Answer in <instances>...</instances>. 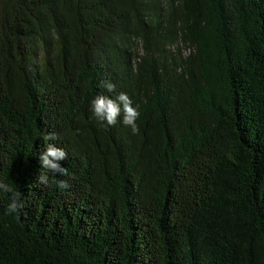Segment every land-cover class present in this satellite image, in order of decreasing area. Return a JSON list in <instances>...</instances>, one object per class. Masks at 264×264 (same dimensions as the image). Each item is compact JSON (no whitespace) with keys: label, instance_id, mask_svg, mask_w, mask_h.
Segmentation results:
<instances>
[{"label":"trees","instance_id":"trees-1","mask_svg":"<svg viewBox=\"0 0 264 264\" xmlns=\"http://www.w3.org/2000/svg\"><path fill=\"white\" fill-rule=\"evenodd\" d=\"M0 182V264H264V0H0Z\"/></svg>","mask_w":264,"mask_h":264},{"label":"clouds","instance_id":"clouds-1","mask_svg":"<svg viewBox=\"0 0 264 264\" xmlns=\"http://www.w3.org/2000/svg\"><path fill=\"white\" fill-rule=\"evenodd\" d=\"M101 86L105 87L109 92L115 91V85L111 82L104 83ZM90 111L94 119L102 125L114 126L122 115L124 125L129 126L133 134H138L140 131L137 124L140 112L133 106V101L124 92H120L114 98L103 94L97 95L91 101ZM56 139H58V137L55 133H50L45 136V140L51 141ZM67 157L68 153L65 149L53 143H47L45 150L40 154V161L43 169H48L60 175H68L67 169L62 167L59 163L60 161L66 160ZM38 182L48 185V175L41 173L38 177ZM58 183L61 187L66 186L63 181ZM0 190L11 193V202L7 205V212L8 214L16 213L23 206L20 202V193L14 191L9 184L3 182H0Z\"/></svg>","mask_w":264,"mask_h":264}]
</instances>
